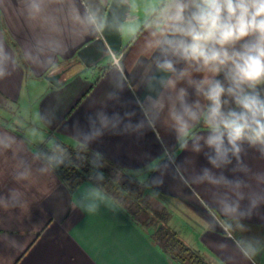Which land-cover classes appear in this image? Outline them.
I'll return each instance as SVG.
<instances>
[{
    "label": "clouds",
    "instance_id": "obj_1",
    "mask_svg": "<svg viewBox=\"0 0 264 264\" xmlns=\"http://www.w3.org/2000/svg\"><path fill=\"white\" fill-rule=\"evenodd\" d=\"M19 14L32 36L18 54L0 41V79L22 61L53 73L57 57L81 37L116 35L137 43L143 37V43L135 75L127 72L124 56L102 51L115 75L86 126H69L60 116L50 120L41 111L39 125L17 126L20 135L0 127V175L13 185L0 190V212L26 210L24 186L72 163L69 147L46 129L59 124L69 131L71 146L85 159L106 133L139 138L163 128L174 135L176 150L207 160L209 166L191 177L176 164V151L167 152L160 167L174 165L172 178L186 185L211 186L209 230L246 233L253 218L264 223V170L254 171L245 159L251 150L264 160V0H19ZM52 83L59 86V79ZM126 88L144 92L136 98V122L134 110L106 111L109 102L121 104ZM102 161L99 152L91 154L89 182L76 200L87 213L109 200ZM236 247L255 264L264 237H243Z\"/></svg>",
    "mask_w": 264,
    "mask_h": 264
},
{
    "label": "crops",
    "instance_id": "obj_2",
    "mask_svg": "<svg viewBox=\"0 0 264 264\" xmlns=\"http://www.w3.org/2000/svg\"><path fill=\"white\" fill-rule=\"evenodd\" d=\"M31 36L32 30L19 14V0H0V41L18 54ZM92 41V38L81 37L69 51L57 57L58 66L78 57L77 52ZM142 43L143 37L139 43L120 37L118 52L124 56L125 68L131 75L136 73L133 61ZM107 60L104 56L86 65L79 59L80 68L70 71L73 63L61 72L59 86L50 82L58 68L50 73L22 61L11 75L0 79V98L17 110L12 119L4 120L7 111L0 107V127L12 128L20 135L17 126L39 125L41 111L50 120L60 116L69 126L77 122L86 126L87 116L100 107L99 102L112 87L110 80L115 74ZM143 94V89L126 88L121 94V104L109 102L106 111L123 114L134 110L133 122H136L140 119L136 98ZM45 134L72 145L70 132L59 124L46 129ZM90 149L138 179L146 180L147 191L170 212L168 224L184 242L193 244L191 247L198 249L209 264H250L235 246L217 237L220 227L209 230L206 219L211 209L206 201L211 200V186L186 185L172 178L174 165H169L167 171L160 167L166 153L176 151V164L185 167V175L191 177L200 168L209 166L202 153L176 150L174 135L163 128L147 129L139 138L106 133ZM245 159L254 171L264 170V160L257 153L250 150ZM87 183L70 190L54 172L26 184L23 190L27 193V209L0 212V264H179L110 196L95 213L78 208V194ZM10 186H13L10 178L0 175V190ZM248 224L260 229L254 236L264 237V223L253 218ZM186 227L192 232H183ZM255 264H264V253L255 258Z\"/></svg>",
    "mask_w": 264,
    "mask_h": 264
},
{
    "label": "trees",
    "instance_id": "obj_3",
    "mask_svg": "<svg viewBox=\"0 0 264 264\" xmlns=\"http://www.w3.org/2000/svg\"><path fill=\"white\" fill-rule=\"evenodd\" d=\"M77 61L79 59L75 57L69 64ZM65 144L72 153V163L60 167L55 172L66 186L73 190L82 183L89 182V175L92 172L89 161L94 151L90 149L86 158L81 159L75 148ZM102 163L103 167L99 170L105 177L104 190L138 226L148 231L152 240L169 258L179 264H209L198 249L184 242L177 231L168 224L170 212L147 191L146 180L138 179L104 157Z\"/></svg>",
    "mask_w": 264,
    "mask_h": 264
},
{
    "label": "water",
    "instance_id": "obj_4",
    "mask_svg": "<svg viewBox=\"0 0 264 264\" xmlns=\"http://www.w3.org/2000/svg\"><path fill=\"white\" fill-rule=\"evenodd\" d=\"M120 48V37L116 35H109L103 41L93 40L89 44L82 47L78 52V59H80L86 65H91L101 58L104 57L102 55V51L106 52H117ZM61 73H57L50 78V82L52 83L53 78H59Z\"/></svg>",
    "mask_w": 264,
    "mask_h": 264
},
{
    "label": "rangeland",
    "instance_id": "obj_5",
    "mask_svg": "<svg viewBox=\"0 0 264 264\" xmlns=\"http://www.w3.org/2000/svg\"><path fill=\"white\" fill-rule=\"evenodd\" d=\"M70 64L69 62L68 63H65V64H60L58 66V69L59 71H57V73H61L66 67H68ZM81 67V63L79 62H74V65L70 68V71H73L75 69H78ZM55 75V74H53ZM52 75V76H53ZM0 107L2 108H5L6 111H7V114L5 117H3L4 120H8V119H12L13 116L16 115V106L14 105H11L10 104H7V102L5 103L2 98H0ZM12 124H15L14 121H12ZM250 227V231L249 232H246V233H240V232H235V233H225V231L223 229H220V233L219 234H216L217 237L224 241V242H227L229 246H235L236 247V243L237 241L241 240L243 237H251V236H254V233L257 234V232H260V229L258 228H255L253 226H249ZM183 232H186V231H191L192 232V229L189 227H186L184 228V230H182ZM217 232V230H216ZM189 239V238H188ZM232 242V244H231ZM190 246H194L193 244H191L189 242ZM237 248V247H236Z\"/></svg>",
    "mask_w": 264,
    "mask_h": 264
},
{
    "label": "built area",
    "instance_id": "obj_6",
    "mask_svg": "<svg viewBox=\"0 0 264 264\" xmlns=\"http://www.w3.org/2000/svg\"><path fill=\"white\" fill-rule=\"evenodd\" d=\"M112 51H110L109 53H111ZM118 52V51H117ZM119 53V52H118ZM120 54V53H119Z\"/></svg>",
    "mask_w": 264,
    "mask_h": 264
}]
</instances>
